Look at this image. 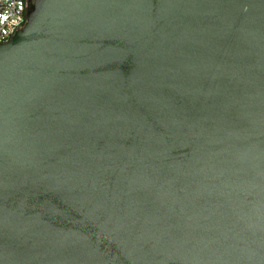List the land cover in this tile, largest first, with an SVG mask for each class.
Returning <instances> with one entry per match:
<instances>
[{"label": "water", "instance_id": "1", "mask_svg": "<svg viewBox=\"0 0 264 264\" xmlns=\"http://www.w3.org/2000/svg\"><path fill=\"white\" fill-rule=\"evenodd\" d=\"M0 264H264V0H26Z\"/></svg>", "mask_w": 264, "mask_h": 264}, {"label": "built area", "instance_id": "2", "mask_svg": "<svg viewBox=\"0 0 264 264\" xmlns=\"http://www.w3.org/2000/svg\"><path fill=\"white\" fill-rule=\"evenodd\" d=\"M25 5L26 0H0V42L24 23Z\"/></svg>", "mask_w": 264, "mask_h": 264}]
</instances>
